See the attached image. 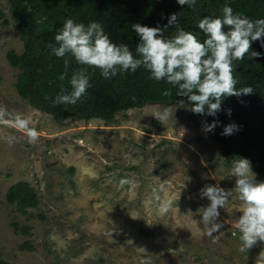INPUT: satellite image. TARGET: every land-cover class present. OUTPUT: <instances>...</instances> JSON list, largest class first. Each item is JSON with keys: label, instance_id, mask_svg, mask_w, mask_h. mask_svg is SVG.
Here are the masks:
<instances>
[{"label": "rangeland", "instance_id": "obj_1", "mask_svg": "<svg viewBox=\"0 0 264 264\" xmlns=\"http://www.w3.org/2000/svg\"><path fill=\"white\" fill-rule=\"evenodd\" d=\"M0 11L6 15L0 19V106L22 113L40 133L38 142L29 144L23 134L0 126V137H18L11 146L0 139L1 259L8 264H253L264 243L240 253L239 233L230 224L213 243L193 221L202 219L197 210L209 203L199 196L203 185L234 187L230 166L216 159L223 155L214 132L201 130L202 121L211 122L160 103L120 111L110 121L55 120L19 95L21 69L7 55L22 53L24 43L11 0H0ZM169 106L172 115L160 123L155 113ZM122 178L133 184L120 188ZM21 180L30 182L40 199L27 213L6 197ZM164 180L162 199L171 206L161 215L153 189ZM240 210L233 191L220 219L238 217Z\"/></svg>", "mask_w": 264, "mask_h": 264}, {"label": "clouds", "instance_id": "obj_2", "mask_svg": "<svg viewBox=\"0 0 264 264\" xmlns=\"http://www.w3.org/2000/svg\"><path fill=\"white\" fill-rule=\"evenodd\" d=\"M180 8L187 6L195 8L197 0H176ZM167 23L161 26H147L133 23L131 28L139 37L135 45V55L126 43L116 44L105 33L103 26L96 21L87 25L77 23L73 19H66L63 26L55 35V44H49L52 54L57 58H64L65 72L60 75L63 80L68 74L70 59L78 65L88 66L100 70L105 79H112L119 73L129 70L136 72L143 67L150 73L149 78L156 81L165 80L172 88L177 89L176 96L186 97L176 105L185 108L193 114L217 117L220 111L231 116L232 109H222L225 97H241L253 94L251 86L237 88L234 76V62L242 61L246 54L251 58H260V52L251 50L252 43L259 41L264 47V18L252 19L243 13H234L233 8L225 4L221 8L220 16H205L197 23V28L203 32L205 39L201 42L192 31L178 27L177 12L168 16H161ZM175 28L176 33L165 37L166 29ZM227 29V30H225ZM71 91L61 89L60 94L53 101L55 104L75 105L91 87L90 76L84 71H75L70 77ZM162 95H172V89H166ZM172 115L171 106L163 111H157L155 118L163 123ZM0 126L14 129L23 134L29 144H35L40 138L37 128L31 126L30 119L22 113L13 114L6 106H0ZM222 127L221 136H231L240 131L235 122L222 125L216 119L208 123L202 121L201 130L204 133L214 132L216 127ZM9 146L18 137L7 133L0 137ZM220 162L226 158L216 154ZM229 174L233 176L234 187L225 189L219 182L205 184L199 189L201 199L206 198L209 203L201 206L197 212L202 219L193 220L198 231L210 238L213 243H219L224 235L221 231L225 224L239 233L240 253L249 252L258 244L264 243V180L257 178L253 171L252 162L243 156L231 157ZM133 181L122 178L119 187L131 185ZM167 181H160L158 188L153 189L155 208L161 215L170 211L171 201L162 199L166 191ZM233 191L241 202L240 215L227 220H221L220 209L229 205V198ZM139 219V213L135 214ZM198 223L203 227H198ZM215 234V235H214ZM56 239L55 234L51 236ZM143 250V248H138ZM142 264H147L143 261ZM253 264H264V247L254 259Z\"/></svg>", "mask_w": 264, "mask_h": 264}, {"label": "trees", "instance_id": "obj_3", "mask_svg": "<svg viewBox=\"0 0 264 264\" xmlns=\"http://www.w3.org/2000/svg\"><path fill=\"white\" fill-rule=\"evenodd\" d=\"M11 4L17 31L24 43L22 53L10 51L7 55L8 61L21 69L16 88L22 98L51 114L57 121L67 118L110 121L120 111L141 108L148 103L170 105L177 104L181 99L187 102L186 97L176 96L177 89L165 80L150 79V73L143 67L136 72L129 70L112 79H105L100 70L78 65L70 59L68 74L61 80L59 77L65 72L64 58L52 54L48 45L55 44V35L66 19L85 25L90 21L99 22L114 43L128 44L135 55L139 37L131 28L133 23L153 27L159 23L163 26L167 20L161 19V16L177 12L178 27L192 31L202 42L205 36L197 28L198 21L205 16H220L225 4L230 5L234 13H243L252 19L264 18V0H197L194 9L187 6L180 8L176 0H11ZM5 16L0 11V19ZM175 33V28H169L164 35L167 38ZM251 50L260 52L262 56L252 59L249 53L242 61H235L234 76L237 88L251 86L253 94L225 97L222 109L231 108V116L222 110L217 117H202L210 122L218 119L222 125L235 122L240 126L239 132L227 137L221 136L222 127H216V144L226 158V165L231 166L234 155L250 158L260 179L264 180V47L256 41L252 43ZM80 70L90 76L91 87L84 97L75 105L55 104L53 101L62 88L71 91V74ZM170 88L172 95L163 96L162 92ZM6 197L22 213L40 204L37 190L26 180L11 185ZM13 225L15 230L20 228L17 223ZM24 246L29 248L28 243ZM0 264H8L1 259V253Z\"/></svg>", "mask_w": 264, "mask_h": 264}]
</instances>
